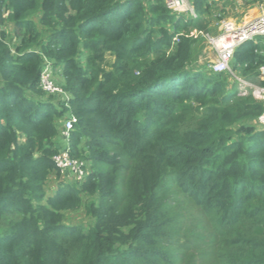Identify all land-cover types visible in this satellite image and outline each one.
<instances>
[{
    "label": "trees",
    "instance_id": "1",
    "mask_svg": "<svg viewBox=\"0 0 264 264\" xmlns=\"http://www.w3.org/2000/svg\"><path fill=\"white\" fill-rule=\"evenodd\" d=\"M196 20L166 0H0V264H264V100L197 63ZM231 65L264 87V37ZM69 112L82 183L54 162Z\"/></svg>",
    "mask_w": 264,
    "mask_h": 264
},
{
    "label": "built area",
    "instance_id": "2",
    "mask_svg": "<svg viewBox=\"0 0 264 264\" xmlns=\"http://www.w3.org/2000/svg\"><path fill=\"white\" fill-rule=\"evenodd\" d=\"M168 7L176 13H188L192 18L198 17V12L192 1L190 0H166ZM1 30V24H0ZM192 35V32H191ZM264 37V5L262 12L256 17L244 22L233 23L226 21L220 25V32L216 35L206 34L208 43L212 45L216 51L217 58L210 65L214 72H228L238 78L242 91L246 87H251L252 83L238 77L232 70L231 60L235 50L244 42L249 40H257ZM264 73V66L261 67ZM41 83L44 90L53 94H65L63 87L53 78L51 63H47L41 74ZM264 92V87L262 88ZM68 99V94H66ZM264 100V95L262 96ZM258 123L264 128V111L259 116ZM77 122V117L69 112L62 120L63 127L60 136V149L54 155L56 168L60 171L61 178L82 183L86 180L89 172V161L85 158L75 157L72 155L71 133Z\"/></svg>",
    "mask_w": 264,
    "mask_h": 264
},
{
    "label": "rangeland",
    "instance_id": "3",
    "mask_svg": "<svg viewBox=\"0 0 264 264\" xmlns=\"http://www.w3.org/2000/svg\"><path fill=\"white\" fill-rule=\"evenodd\" d=\"M148 1L149 0H144V2L146 3ZM190 1H192L193 5L195 6L194 0H190ZM216 2L217 4L214 5L212 9L210 10V12L208 13L201 15L199 14L197 10L198 17H197V20L195 21V23L196 22L197 23L195 24V26L191 27L192 35L194 37H197L198 39L197 45H200V48H201V50H199L198 52L197 63L201 65L203 69L208 70V71L211 69L210 65L212 64V62L217 58V54L214 48L212 47V45L208 43L206 39V34L208 33L213 34V35L218 34L220 32V25H223V23L226 21H231L237 24V21H240L242 23L251 18H254L262 12L263 5H264V0H216ZM182 14L186 16H190L188 13H182ZM10 28H11L10 26H7L8 30ZM8 41L11 47L14 49V45H13L14 42H11L10 40ZM113 59L114 58L111 54H107L106 63H112ZM53 78L58 84L61 85L62 72L60 70L58 71L55 70L53 73ZM235 79L238 80V78L236 77ZM258 81L259 80L257 79L249 81L252 83V86L246 87L244 91L239 89V94L247 95L249 93H252L254 97L258 98L259 100L260 99L263 100L262 98V96L264 95V92L262 91L263 87L259 84ZM238 82L240 83L239 80ZM239 88H242L241 84H239ZM66 94L67 93L62 94L64 98L66 97ZM54 175H55V178L51 177V179L49 180V186H48L49 192H54L53 187L57 185L59 181L57 180L58 178L57 174H54ZM60 175L59 177H61ZM85 200H87V197H85ZM66 222H69V223L78 222V223L86 225L87 223H89V218L85 215L84 208H83L80 211H77L75 213L67 214Z\"/></svg>",
    "mask_w": 264,
    "mask_h": 264
},
{
    "label": "crops",
    "instance_id": "4",
    "mask_svg": "<svg viewBox=\"0 0 264 264\" xmlns=\"http://www.w3.org/2000/svg\"><path fill=\"white\" fill-rule=\"evenodd\" d=\"M237 22H240V21H237ZM53 177L55 178V175H53L52 178H53Z\"/></svg>",
    "mask_w": 264,
    "mask_h": 264
}]
</instances>
